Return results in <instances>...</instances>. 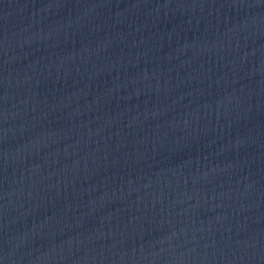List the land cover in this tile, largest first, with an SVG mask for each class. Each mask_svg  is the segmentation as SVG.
<instances>
[{"label":"water","instance_id":"obj_1","mask_svg":"<svg viewBox=\"0 0 264 264\" xmlns=\"http://www.w3.org/2000/svg\"><path fill=\"white\" fill-rule=\"evenodd\" d=\"M0 264H264V0H0Z\"/></svg>","mask_w":264,"mask_h":264}]
</instances>
